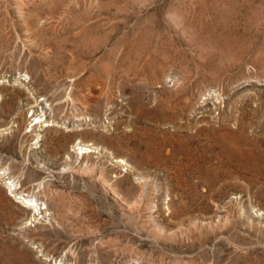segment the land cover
I'll return each instance as SVG.
<instances>
[{
	"label": "rangeland",
	"instance_id": "374dc122",
	"mask_svg": "<svg viewBox=\"0 0 264 264\" xmlns=\"http://www.w3.org/2000/svg\"><path fill=\"white\" fill-rule=\"evenodd\" d=\"M0 264H264V0H0Z\"/></svg>",
	"mask_w": 264,
	"mask_h": 264
},
{
	"label": "bare ground",
	"instance_id": "6f19581e",
	"mask_svg": "<svg viewBox=\"0 0 264 264\" xmlns=\"http://www.w3.org/2000/svg\"><path fill=\"white\" fill-rule=\"evenodd\" d=\"M83 146H85V145H78L77 148L81 150V149H83ZM29 201H30V204L28 205L29 207H31V208H36L37 207L36 199H34V200L29 199ZM32 202H33V204H32Z\"/></svg>",
	"mask_w": 264,
	"mask_h": 264
}]
</instances>
